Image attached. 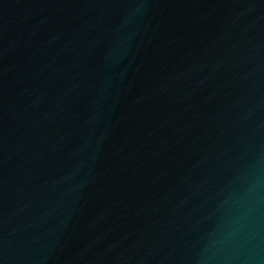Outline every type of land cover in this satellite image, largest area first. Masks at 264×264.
<instances>
[{
    "label": "water",
    "instance_id": "obj_1",
    "mask_svg": "<svg viewBox=\"0 0 264 264\" xmlns=\"http://www.w3.org/2000/svg\"><path fill=\"white\" fill-rule=\"evenodd\" d=\"M255 192L264 0H0V264H204Z\"/></svg>",
    "mask_w": 264,
    "mask_h": 264
},
{
    "label": "clouds",
    "instance_id": "obj_2",
    "mask_svg": "<svg viewBox=\"0 0 264 264\" xmlns=\"http://www.w3.org/2000/svg\"><path fill=\"white\" fill-rule=\"evenodd\" d=\"M245 200L248 201L247 204L243 203ZM262 204H264V196H261L259 192L246 194L233 201L238 222L252 217L254 223L249 224V228L252 230L251 235L240 243L233 242L236 233H229L220 238L213 237L210 246L214 247L216 251L212 257L204 261V264H260L256 257L261 248L259 215ZM254 240L257 241L255 244L252 243Z\"/></svg>",
    "mask_w": 264,
    "mask_h": 264
}]
</instances>
